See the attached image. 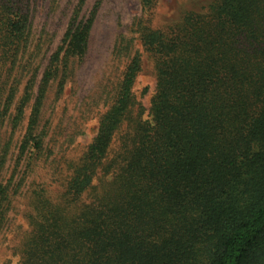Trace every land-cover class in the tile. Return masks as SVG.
Segmentation results:
<instances>
[{
	"label": "trees",
	"instance_id": "16d2710c",
	"mask_svg": "<svg viewBox=\"0 0 264 264\" xmlns=\"http://www.w3.org/2000/svg\"><path fill=\"white\" fill-rule=\"evenodd\" d=\"M86 1L43 52L40 0H0V241L21 215L24 264H264V0H217L165 28L135 17L157 77L149 118L135 112L141 55L120 31L112 54L128 62L95 137L63 164L44 109L89 52L100 3L86 14Z\"/></svg>",
	"mask_w": 264,
	"mask_h": 264
},
{
	"label": "rangeland",
	"instance_id": "374dc122",
	"mask_svg": "<svg viewBox=\"0 0 264 264\" xmlns=\"http://www.w3.org/2000/svg\"><path fill=\"white\" fill-rule=\"evenodd\" d=\"M216 1L157 0L152 10L144 12L142 0H87L84 6L86 14L90 13L96 3H100L89 52L76 70L75 76L67 83L61 98L55 100V90L52 89L44 109V118L50 126L49 144L53 154L64 156L62 163H66L67 159H77L95 137L99 119L108 107L101 95L110 82L119 78L128 62L118 61L113 57L112 51L118 32L123 31L132 36L133 53L138 51L141 55V71L134 85V93L139 102L135 112L142 106L144 118H149L157 77L153 58L145 51L140 35L131 33L134 18L143 15L154 27L165 28L180 21L186 12L205 11ZM77 2L78 0H40L33 36H42L43 52L55 49L60 43ZM126 125L124 123L111 145V157L120 144ZM102 174L101 170L99 176ZM25 207L26 204L21 203L19 212L24 213ZM21 218V215L12 217L11 229L4 233L0 241V264H24L19 251L13 250L16 244L12 231L17 224L23 222Z\"/></svg>",
	"mask_w": 264,
	"mask_h": 264
}]
</instances>
